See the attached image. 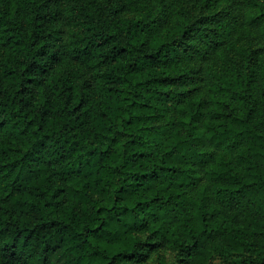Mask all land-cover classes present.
Listing matches in <instances>:
<instances>
[{
  "label": "trees",
  "instance_id": "16d2710c",
  "mask_svg": "<svg viewBox=\"0 0 264 264\" xmlns=\"http://www.w3.org/2000/svg\"><path fill=\"white\" fill-rule=\"evenodd\" d=\"M0 264H264V0H0Z\"/></svg>",
  "mask_w": 264,
  "mask_h": 264
},
{
  "label": "rangeland",
  "instance_id": "374dc122",
  "mask_svg": "<svg viewBox=\"0 0 264 264\" xmlns=\"http://www.w3.org/2000/svg\"><path fill=\"white\" fill-rule=\"evenodd\" d=\"M162 254L166 256V259L169 262H172L174 260V255L171 254L170 252H163ZM156 257H157L156 254H152L149 259V262L156 263Z\"/></svg>",
  "mask_w": 264,
  "mask_h": 264
}]
</instances>
